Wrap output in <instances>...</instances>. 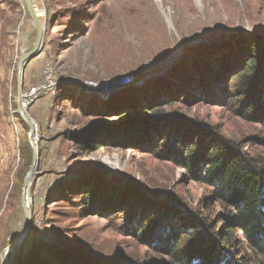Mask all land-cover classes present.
Wrapping results in <instances>:
<instances>
[{
  "label": "rangeland",
  "instance_id": "1",
  "mask_svg": "<svg viewBox=\"0 0 264 264\" xmlns=\"http://www.w3.org/2000/svg\"><path fill=\"white\" fill-rule=\"evenodd\" d=\"M32 3L42 10L43 42L25 67L22 93L43 81L46 72L54 77L55 88L23 107L35 125L39 162L28 190L30 227L8 255L10 263H25L33 256L38 264H55L57 258H74L78 264L168 261L157 251L162 244L153 234L139 239L141 230L163 214L174 221L160 222L155 233L177 243L184 222L191 227L197 219L220 221L223 205L213 187L160 158L155 154L159 150L151 151L144 140L133 148L112 145L83 152L68 133L86 126L114 133L113 127L129 122L140 127L142 112L140 120L111 119L104 116V105L137 97L144 88L151 94L159 87L160 96L172 94L175 100L160 109L184 119L175 125L180 121L192 131L211 128L243 145V151L264 165V125L246 119L230 98L231 77L247 58L245 45L247 49L252 40L248 37L264 35V0ZM35 34L24 0H0V253L23 224L21 189L31 165V147L28 127L15 112L17 65ZM178 70L186 71L184 77L176 75ZM199 71L204 86L191 80ZM165 80L173 86H166ZM158 123L150 125L149 135ZM88 191H93L89 204L83 197ZM235 225L234 230L219 225L220 239L225 240L228 231L241 236ZM248 247L230 248L232 261L239 264L237 255H246L248 264H264V257ZM49 250L57 258L46 254Z\"/></svg>",
  "mask_w": 264,
  "mask_h": 264
},
{
  "label": "trees",
  "instance_id": "2",
  "mask_svg": "<svg viewBox=\"0 0 264 264\" xmlns=\"http://www.w3.org/2000/svg\"><path fill=\"white\" fill-rule=\"evenodd\" d=\"M248 38L252 40L248 43L247 49L245 45L247 58L231 77L230 98L234 99V104L243 112L246 119H258V122L264 125V90H262L264 35L251 34ZM199 45L194 46L195 49H200ZM224 61H221V66L226 62ZM184 72L186 71L178 70L175 73L182 78ZM200 73L201 71L196 73L198 75L191 80L204 86L206 79L203 76L201 78ZM211 73L214 72L211 70ZM165 81L168 82L166 86H173L171 81L170 83L168 80ZM179 84L181 86L188 83L179 82ZM144 90L137 97L130 96V99L127 98L116 104H105L103 113L111 119L133 117L140 120L142 112L145 115L140 127L136 124L129 125V122L124 127H113L115 132L109 133L89 131L93 126H86L74 132H67V137L70 136L73 143L83 152H93L101 146L112 145L121 147L127 145L131 148L144 140L150 145L149 148H152L151 151L159 150L157 151L159 153L155 151V154L160 158L177 163L197 182L213 187L216 200L223 205V211L218 217L220 221L212 219L206 222L197 219L191 227H187L189 223L184 222V229L177 243L173 238L168 239L165 235L164 238H160L155 233L156 229L162 226L160 222L168 225L171 220L174 221L162 214L158 218H150L151 221L145 225L144 230H141L139 239L145 240L152 234L155 236L154 239L162 244L156 248L157 251L168 258V261H163L162 264H238L232 261L234 258L229 255L232 251L230 248H238L245 244H248V248L255 251L258 256L264 257V165L256 157L243 151V145L217 135L211 128L192 131L188 124L183 125L180 121L175 125L174 121L184 120L183 117L172 116L169 111L160 109L162 106L175 103L172 94H163L161 98L159 87L153 88L151 94ZM187 121L195 123L192 120ZM154 122H159V125L154 127L156 131L149 135L147 131ZM92 193L88 191L83 196L87 204L93 202V199L88 197ZM102 202L105 203V200ZM232 224H236V228L241 230V236L233 237L228 231L225 240L220 239L223 232L219 233V225H228V230H234ZM46 254L57 258L54 252L50 254V250ZM56 254L60 253L56 252ZM237 256H239V264H248L250 260L248 256ZM37 260L38 258L33 256L21 264H38ZM61 260L57 258L54 260L55 264H73V262L78 264L74 258H71L73 262ZM43 264H47L46 261L43 260Z\"/></svg>",
  "mask_w": 264,
  "mask_h": 264
},
{
  "label": "water",
  "instance_id": "3",
  "mask_svg": "<svg viewBox=\"0 0 264 264\" xmlns=\"http://www.w3.org/2000/svg\"><path fill=\"white\" fill-rule=\"evenodd\" d=\"M28 12L30 14L32 23L35 27V39L32 47L29 51L23 53L18 61L17 65V98H16V110L15 112L20 116L22 121L27 125V139L28 144L31 147V165L28 171L26 172L21 189V204L23 209V224L14 238L10 241V243L4 247L0 253V264H11L8 255L16 250V248L21 244V242L26 237L31 221L30 207L27 201L28 199V190L30 179L35 174L36 168L38 167L39 162V153L34 140V123L33 120L26 114L25 110L21 105V97H22V84H23V76L24 70L27 63L35 56H37L41 50L42 42H43V33L44 27L41 22L40 17L36 14L34 5L32 0H24Z\"/></svg>",
  "mask_w": 264,
  "mask_h": 264
},
{
  "label": "built area",
  "instance_id": "4",
  "mask_svg": "<svg viewBox=\"0 0 264 264\" xmlns=\"http://www.w3.org/2000/svg\"><path fill=\"white\" fill-rule=\"evenodd\" d=\"M53 88H55L54 77L52 76L51 73L46 72L43 81L38 83L36 86H32L30 89L22 93V97H21L22 107L24 106L26 107L32 101L36 100V98H38V95L41 92H48L53 90Z\"/></svg>",
  "mask_w": 264,
  "mask_h": 264
},
{
  "label": "bare ground",
  "instance_id": "5",
  "mask_svg": "<svg viewBox=\"0 0 264 264\" xmlns=\"http://www.w3.org/2000/svg\"><path fill=\"white\" fill-rule=\"evenodd\" d=\"M34 8H35V12H36V14H37L38 16H41V15H42V10H41L40 8L36 7V6H34ZM33 125H34V124H33ZM34 129H35V125H34ZM34 137H35V136H34ZM27 201H28V203H29V207H30V201H31V199H30L29 195H28V199H27Z\"/></svg>",
  "mask_w": 264,
  "mask_h": 264
}]
</instances>
